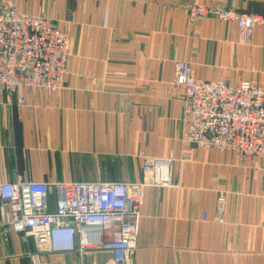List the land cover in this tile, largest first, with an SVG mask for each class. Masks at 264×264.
<instances>
[{"label":"crops","instance_id":"obj_1","mask_svg":"<svg viewBox=\"0 0 264 264\" xmlns=\"http://www.w3.org/2000/svg\"><path fill=\"white\" fill-rule=\"evenodd\" d=\"M16 1L68 34L70 57L59 90L11 96L0 86V183L139 182L144 161L172 157L176 186L146 189L128 264H264V159L184 142V93L174 85L175 63L187 61L199 80L264 89L263 26L243 45L235 22L188 16L195 2L264 15V0ZM11 220L0 201V264H32L39 245L7 232ZM59 262L114 264L99 250Z\"/></svg>","mask_w":264,"mask_h":264},{"label":"built area","instance_id":"obj_2","mask_svg":"<svg viewBox=\"0 0 264 264\" xmlns=\"http://www.w3.org/2000/svg\"><path fill=\"white\" fill-rule=\"evenodd\" d=\"M16 0H0V86L13 96L21 88L55 91L63 87L70 57L69 36L51 19L20 13ZM211 15L235 22L248 45L264 15L218 10L198 2L188 7L190 23ZM175 87L184 93L186 130L183 141L208 151L235 152L242 159H264V89L242 81L197 79L187 61L175 63ZM20 105H26L22 97ZM139 182L0 183V201L11 211L6 231L39 245L32 264H61L68 252L111 253L114 264H128L137 250L138 223L148 188H174L173 159L144 161ZM224 195L218 198L216 221L224 223ZM207 221V214H204ZM48 264V263H47Z\"/></svg>","mask_w":264,"mask_h":264}]
</instances>
